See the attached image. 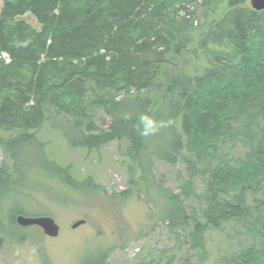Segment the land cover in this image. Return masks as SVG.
<instances>
[{"label": "trees", "instance_id": "16d2710c", "mask_svg": "<svg viewBox=\"0 0 264 264\" xmlns=\"http://www.w3.org/2000/svg\"><path fill=\"white\" fill-rule=\"evenodd\" d=\"M180 1L186 0H1L0 131L8 136L0 138L7 155L0 166V236L25 239L15 222L25 212L14 206L4 214L2 206L25 187L30 150L63 185L93 195L103 190L45 155L37 134L56 117L73 148L123 142L122 154L143 171L148 170L143 161L175 165L181 157L191 178L209 175L194 237L230 222L255 225L258 248L240 251L224 264H264V10L253 11L247 0H227L224 15L200 42L202 49L221 50L217 57L225 61L193 77L174 63L189 37L167 28L173 24L167 8ZM27 14L39 30L22 19ZM121 89L126 94L118 98ZM95 109L109 119L97 132L91 122ZM237 121L250 159L198 170L197 162L215 157L219 140L235 135L231 123ZM183 150L199 160L182 157ZM175 198L168 216L185 220ZM106 258L102 253L85 264H105Z\"/></svg>", "mask_w": 264, "mask_h": 264}, {"label": "rangeland", "instance_id": "374dc122", "mask_svg": "<svg viewBox=\"0 0 264 264\" xmlns=\"http://www.w3.org/2000/svg\"><path fill=\"white\" fill-rule=\"evenodd\" d=\"M247 5L250 7V0ZM1 8L0 0V11ZM226 8L227 0H186L167 8L173 21L167 28L172 32L182 30L189 37L182 53L174 59L187 75L198 77L225 61L217 57L221 50L211 46L202 49L200 42L201 34L222 18ZM22 19L40 29L28 14ZM1 57L8 61L5 54ZM129 91L134 93V88ZM125 94L121 89L116 96ZM49 121L37 134L45 155L58 166L69 169L70 175L81 180L88 178L103 190L93 195L63 185L47 170L41 156L30 150L25 156L31 160L25 164V187L12 192L2 206V213L15 206L25 212V217H51L59 226V234L51 238L38 227L19 226L25 239L0 236V264H85V260L102 253L107 254L105 264H224L240 251L260 245L261 239L251 232L255 225L247 223L230 222L219 230L210 229L194 237L193 222L201 221L209 175L196 174L191 178L181 157L175 165L155 158L150 165L143 161V168L148 167L143 171L122 154L127 147L125 143L114 141L94 150L73 148L62 135L64 122L56 117ZM91 122L93 132H97L106 128L109 119L102 110L95 109ZM231 124L235 135L228 134L217 142L215 157L197 162L199 158L187 150H183L182 157L197 162L200 171H210L220 163L231 166L238 161L247 162L251 147L242 137L244 132L239 122ZM7 136L0 131L2 140ZM212 151L209 149V153ZM6 161L7 155L0 144V166ZM171 197L181 203L185 220L168 216L174 208ZM256 197H263L262 192ZM80 220H85V224L72 229Z\"/></svg>", "mask_w": 264, "mask_h": 264}, {"label": "water", "instance_id": "95a60500", "mask_svg": "<svg viewBox=\"0 0 264 264\" xmlns=\"http://www.w3.org/2000/svg\"><path fill=\"white\" fill-rule=\"evenodd\" d=\"M250 7L253 11L260 12L264 10V0H250ZM15 222L22 228L38 227L42 230L47 237H57L59 234V226L54 222L51 217H25L19 215L16 217ZM85 224V220H80L74 223L71 228L75 229L80 225Z\"/></svg>", "mask_w": 264, "mask_h": 264}]
</instances>
